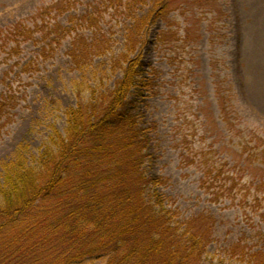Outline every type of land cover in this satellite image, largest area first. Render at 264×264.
Listing matches in <instances>:
<instances>
[{"label": "trees", "instance_id": "1", "mask_svg": "<svg viewBox=\"0 0 264 264\" xmlns=\"http://www.w3.org/2000/svg\"><path fill=\"white\" fill-rule=\"evenodd\" d=\"M150 1L146 14L125 28L117 52L110 33H85V23L96 25V13L54 30L56 43L70 39L66 55L83 71L72 86L76 105L64 111L63 130L51 124L37 154L17 147L2 165L0 264H264V249L243 239L223 245L219 258L207 257L217 239L214 217L204 211L185 216L175 196L160 190L169 180L145 167L154 158L157 129L145 109L158 83L141 50L167 7V0ZM41 53L52 56L47 48ZM108 54V63L93 65ZM16 105L9 85L0 96V138ZM258 142L246 146L251 153L242 160L248 179L199 148L180 151L181 161L200 173L198 185L209 201L229 200L246 219L264 220V160L252 158L263 145Z\"/></svg>", "mask_w": 264, "mask_h": 264}, {"label": "rangeland", "instance_id": "2", "mask_svg": "<svg viewBox=\"0 0 264 264\" xmlns=\"http://www.w3.org/2000/svg\"><path fill=\"white\" fill-rule=\"evenodd\" d=\"M113 2L0 0V96L10 85L17 98L0 138V181L2 165L17 147L37 154L51 124L63 130L64 111L76 105L72 86L83 71L72 68L66 55L70 39L56 43L54 30L85 12L96 13V25L85 23V33H110L117 52L125 28L152 4ZM165 14L147 31L141 50V61L156 69L158 83V94L145 109L147 119L157 122L150 148L154 158L145 167L169 180L160 190L175 196L185 216L204 211L214 217L217 239L207 257L219 258L223 245L239 239L264 249V220L246 219L229 200L209 201L198 185L200 173L180 156L199 148L248 179L241 165L251 153L246 146L260 141L252 158L263 162L264 0H167ZM46 48L52 56L41 53ZM109 55L93 65L108 63Z\"/></svg>", "mask_w": 264, "mask_h": 264}]
</instances>
